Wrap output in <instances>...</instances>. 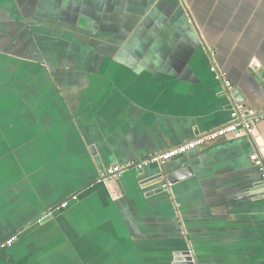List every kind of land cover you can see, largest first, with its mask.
<instances>
[{
	"label": "crops",
	"instance_id": "1",
	"mask_svg": "<svg viewBox=\"0 0 264 264\" xmlns=\"http://www.w3.org/2000/svg\"><path fill=\"white\" fill-rule=\"evenodd\" d=\"M262 74L264 0H0V264H264V122L145 165Z\"/></svg>",
	"mask_w": 264,
	"mask_h": 264
},
{
	"label": "built area",
	"instance_id": "2",
	"mask_svg": "<svg viewBox=\"0 0 264 264\" xmlns=\"http://www.w3.org/2000/svg\"><path fill=\"white\" fill-rule=\"evenodd\" d=\"M211 71L215 75L218 81H221L224 85V92L229 94L230 90H232V84L227 78V75L223 73L217 65H213ZM264 122V111L261 113H256L250 109H247L242 104H234L231 109V121L228 125L221 127L217 130H214L210 133L198 136L195 140L184 143L180 146H177L173 149H170L162 154L157 155L153 159L148 162H145V165H148L149 162H157L161 165L167 163L170 160L176 159L177 157L186 154L187 152L194 150L202 145H205L208 142L216 141L219 139H226L231 135H252L254 129L258 124ZM251 161L254 166L260 171V181L262 188L264 190V158L260 153H255L251 156ZM143 164H140L141 168ZM127 168L122 166H114L103 172L101 176V182L104 183H112L114 181H118L124 170ZM167 188V187H166ZM73 201L77 200V197L72 198ZM69 205V201H66L61 205L62 209L67 208ZM16 237H11L9 240L0 243V248H6L12 246ZM179 257V256H177ZM189 258L191 259L188 263L190 264H198L193 257L192 253L189 252Z\"/></svg>",
	"mask_w": 264,
	"mask_h": 264
},
{
	"label": "water",
	"instance_id": "3",
	"mask_svg": "<svg viewBox=\"0 0 264 264\" xmlns=\"http://www.w3.org/2000/svg\"><path fill=\"white\" fill-rule=\"evenodd\" d=\"M253 69L255 70V67H253ZM262 77H264L263 76V74H262ZM261 77V78H262ZM263 81H264V79H263ZM229 96L231 97V92H229ZM238 102V101H237ZM238 103H240V102H238ZM235 104V103H234ZM241 104V103H240ZM253 134V133H252ZM235 135H231L230 137H228V138H232V137H234ZM93 151V153L95 154V150L93 149L92 150ZM143 172H144V170H143ZM142 172V173H143ZM164 174H165V171H163L162 173H161V175H158L157 177H160V178H162L163 176H164ZM156 177V178H157ZM179 178L180 177H178V175L177 176H172V177H167L166 179V181H167V185L168 184H173V183H175L176 181H178L179 180ZM163 179V178H162ZM42 221H43V219H42ZM41 220H40V222H42ZM188 254V253H187ZM179 257H177L176 259H175V262L173 263V264H190V263H188L191 259L189 258V257H187L186 256V254H180V255H178Z\"/></svg>",
	"mask_w": 264,
	"mask_h": 264
}]
</instances>
